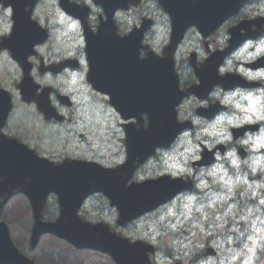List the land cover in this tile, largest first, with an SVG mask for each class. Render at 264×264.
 I'll return each mask as SVG.
<instances>
[{"label":"flooded vegetation","instance_id":"flooded-vegetation-1","mask_svg":"<svg viewBox=\"0 0 264 264\" xmlns=\"http://www.w3.org/2000/svg\"><path fill=\"white\" fill-rule=\"evenodd\" d=\"M73 3L87 8V14L85 17V22L88 28L95 32L97 27L101 22L112 21L114 29L107 28L106 40H120L123 37L127 36L133 29L139 30L140 27H144L141 39V45L147 47L148 50L157 51L156 47V29L160 32L162 28H169V20L168 16L165 15L159 6L157 5V0H140L136 6H131L129 9H124L120 0H116V2L112 0H97L99 5L95 4L93 0H71ZM84 8V9H85ZM9 11L5 13V17H11V8H4ZM54 11H58L59 15L63 17L65 20L76 24L79 29V34L82 39V30L80 26V22L76 20L77 18L68 17L65 13H62L59 8V0H35L34 6L31 10V19L35 21L41 28H43L48 33L47 41L39 46L38 54L35 57H31L29 59L32 70L35 74H38V79H40L43 83L47 85H53L55 87L54 95L55 97L58 94H63L58 92L59 90H66L67 86L60 84L59 77H66L70 75V78L73 77L72 83L80 92H86L90 90L88 84L85 81V76L87 73V63L84 57L83 51V42L78 46L75 51L72 59L76 61L74 66L76 68H71L67 71L65 69L64 72L60 73L57 71L54 74H44L39 75L38 64L43 62L45 65H50L54 63H58L56 61L59 60L58 56H53L52 60H47L46 55H43L40 51L43 47L49 45L51 39H55L56 43L59 44V39L54 32L58 31L55 29L54 24L51 21L50 14ZM149 20H152L153 27L151 28L149 24ZM159 22L160 24H155ZM6 31H10L11 22L9 25H4ZM198 31V30H197ZM201 36H200V35ZM197 34L193 29H189L183 41L178 46V49L175 54V68L178 74L179 87L182 91H185L187 88L198 85L199 78L198 74L200 72L201 66L205 63L208 58V55L211 50L219 49L220 44L217 42L216 33L212 34L208 39L203 38L201 33ZM120 45L123 46L125 43L123 40L119 41ZM111 43L110 45H112ZM166 44V42L164 43ZM126 45V44H125ZM224 48L221 47L220 49ZM148 50H139V56L141 58L145 57ZM62 59H66V55L60 56ZM251 59L250 61H252ZM55 61V62H54ZM54 62V63H53ZM241 62H238L234 67L227 66V61H222L220 67L218 68L217 77L220 79H216L213 75H206L209 77L208 85H211V90L197 91L195 94H190L187 97H184L177 107L178 116L181 121H189L191 122L192 129L195 124H201L206 122L202 119V117H213L212 111L202 112L200 108H209L215 107L217 104L223 105L225 109H228V106L225 104L226 94L225 91L228 90L229 84L224 80L227 76H232V74L238 73L242 77L246 75H250L249 71L243 72L240 71L238 65ZM109 64L108 61L106 65ZM58 65V64H56ZM246 68L253 70L251 66L244 65ZM117 71L122 72L124 69V65L122 62H117L116 66ZM210 70V69H208ZM206 70V71H208ZM264 70V67H260L258 71ZM20 71V70H19ZM21 73V71H20ZM254 86L259 89H255V94H260L262 90V83L255 78ZM215 83H217L215 85ZM225 87V88H223ZM132 88L130 83L121 84L119 88V93L123 97V94L126 93L127 96ZM216 92L217 95H210L211 93ZM264 93V92H263ZM65 95V94H63ZM34 107V106H33ZM56 109L61 112L63 116L71 112V108H66L62 105H56ZM181 115V117H180ZM66 117V116H65ZM138 118L142 120L143 123L149 122V117L146 114L138 115ZM199 118V122L196 120ZM135 122V121H134ZM257 122V121H255ZM253 123V122H252ZM46 124L51 127L54 134L57 136L59 132V124L53 121L46 122ZM187 131V133H183L180 138H186L192 132ZM199 201H202L201 195L198 196Z\"/></svg>","mask_w":264,"mask_h":264},{"label":"water","instance_id":"water-1","mask_svg":"<svg viewBox=\"0 0 264 264\" xmlns=\"http://www.w3.org/2000/svg\"><path fill=\"white\" fill-rule=\"evenodd\" d=\"M96 70V72L100 71L98 66ZM26 160L27 156L23 154V152L17 147H12L9 155L7 154L4 160H0V163L7 162L9 164L8 168H10L8 174L0 175V177L6 178V184H1V186H7L9 188L8 190L0 191V197L2 196L7 199L16 189L26 193L30 198H36L42 194H46V192L49 190L56 191L59 194L65 192L59 188L57 183H54L57 180H62V174H54L53 177L51 175H33L31 174L30 169H28L30 165L28 164L26 167L24 164ZM30 175L34 176L36 180L27 181L26 177H30ZM70 207H73V204H71ZM122 211H124V209ZM35 216H39V212H37ZM43 231L59 232L60 230L58 229L57 224H38L35 228V236ZM0 263H28L25 258L19 256L17 252L10 246L6 230L2 225H0Z\"/></svg>","mask_w":264,"mask_h":264},{"label":"rangeland","instance_id":"rangeland-1","mask_svg":"<svg viewBox=\"0 0 264 264\" xmlns=\"http://www.w3.org/2000/svg\"><path fill=\"white\" fill-rule=\"evenodd\" d=\"M253 163V162H252ZM254 164V163H253ZM102 202L101 199L97 198V200L93 201L89 205V209H97L99 204ZM201 202V201H200ZM96 215V214H93ZM107 215V213L105 214ZM179 223H182L181 215H178ZM4 218L7 224L11 229V237L16 244L21 245L23 251L27 253L29 256L38 257L39 254L37 251L30 252L27 248V229L30 226L31 219L28 212L27 205L24 199L21 196L14 197L5 207L4 209ZM172 228L173 225H170ZM231 234V233H230ZM40 246L43 248H54L56 251L61 253L66 261L73 264V262L77 261V264H105L103 261L104 256L99 254H92L86 251L78 252L75 251L69 244L64 241L55 239L51 236H45L40 242ZM220 250H224V243L220 241L217 245ZM232 253H229L227 256H222L219 264H227L231 259ZM103 257V258H101ZM102 259V260H101ZM73 261V262H72ZM211 264V261H208Z\"/></svg>","mask_w":264,"mask_h":264},{"label":"clouds","instance_id":"clouds-1","mask_svg":"<svg viewBox=\"0 0 264 264\" xmlns=\"http://www.w3.org/2000/svg\"><path fill=\"white\" fill-rule=\"evenodd\" d=\"M210 95H217V93H216V92H213V93H211ZM196 122H197V123L199 122V118H197Z\"/></svg>","mask_w":264,"mask_h":264}]
</instances>
